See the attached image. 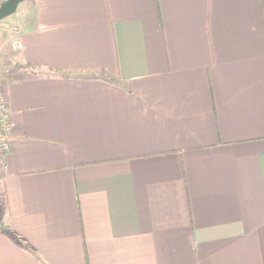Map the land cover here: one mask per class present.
<instances>
[{"label": "crops", "instance_id": "crops-1", "mask_svg": "<svg viewBox=\"0 0 264 264\" xmlns=\"http://www.w3.org/2000/svg\"><path fill=\"white\" fill-rule=\"evenodd\" d=\"M18 14L0 264H264V0Z\"/></svg>", "mask_w": 264, "mask_h": 264}, {"label": "rangeland", "instance_id": "rangeland-1", "mask_svg": "<svg viewBox=\"0 0 264 264\" xmlns=\"http://www.w3.org/2000/svg\"><path fill=\"white\" fill-rule=\"evenodd\" d=\"M2 1L3 0H0V2H2ZM21 3L18 5L16 11L10 15L12 17H7V18L0 20V64L4 65L2 68L0 67V69H2V71H4V75L5 74L7 75L10 73V71H8V70L14 69V72H15L14 75L17 76V70H16L17 68L14 66V63L11 64L9 62V59L12 60L9 57L10 55L8 57L6 56L8 59L5 60L4 54H8V50H6L7 48H9V47H10V49L13 48L12 41L14 39V36L17 35L19 32V26H18V22H20L18 19L19 14L18 15H16V14H17L20 6H21ZM22 11L23 10L21 9V11H19V13L22 14ZM28 11H30V9H28V7H27L25 9V13H26L25 15L28 14ZM1 109H2V106H1V101H0V111H1ZM3 144H8V142H7V139L5 137L3 130H1V128H0V152L2 150ZM1 156L2 155L0 154V160L2 159ZM2 202H3V198H2V195L0 193V226H1V224H4V222H5V216L3 215L4 211L2 210V204H4V202L3 203Z\"/></svg>", "mask_w": 264, "mask_h": 264}, {"label": "built area", "instance_id": "built-area-1", "mask_svg": "<svg viewBox=\"0 0 264 264\" xmlns=\"http://www.w3.org/2000/svg\"><path fill=\"white\" fill-rule=\"evenodd\" d=\"M21 45V42L17 39L14 38L12 41V46L14 49H18ZM1 101V99H0ZM2 109L0 111V128L1 130H3L4 132L8 131V122H7V115L5 112H3V105L1 103ZM9 150L8 144H3L2 146V154H5L7 151Z\"/></svg>", "mask_w": 264, "mask_h": 264}, {"label": "water", "instance_id": "water-1", "mask_svg": "<svg viewBox=\"0 0 264 264\" xmlns=\"http://www.w3.org/2000/svg\"><path fill=\"white\" fill-rule=\"evenodd\" d=\"M24 0H3L0 2V20L13 14Z\"/></svg>", "mask_w": 264, "mask_h": 264}, {"label": "trees", "instance_id": "trees-1", "mask_svg": "<svg viewBox=\"0 0 264 264\" xmlns=\"http://www.w3.org/2000/svg\"><path fill=\"white\" fill-rule=\"evenodd\" d=\"M14 66L17 68V69H20V68H25L26 70L28 71H32L34 70V68L30 65H24V64H20V63H14Z\"/></svg>", "mask_w": 264, "mask_h": 264}]
</instances>
